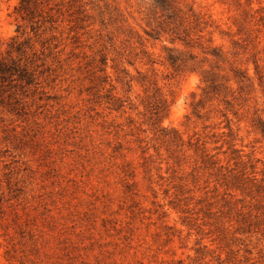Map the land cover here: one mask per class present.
<instances>
[{"label": "rangeland", "instance_id": "rangeland-1", "mask_svg": "<svg viewBox=\"0 0 264 264\" xmlns=\"http://www.w3.org/2000/svg\"><path fill=\"white\" fill-rule=\"evenodd\" d=\"M190 1L228 34L214 35L226 60L194 51L197 69L175 74L167 42L147 40L153 68L121 59L139 52L130 28L147 38L140 0H45L39 91L0 103V264H264V0ZM19 2L0 0L4 41ZM122 68L133 107L116 110ZM135 69L171 104L163 133L143 118ZM203 70L229 90L206 96Z\"/></svg>", "mask_w": 264, "mask_h": 264}, {"label": "trees", "instance_id": "trees-1", "mask_svg": "<svg viewBox=\"0 0 264 264\" xmlns=\"http://www.w3.org/2000/svg\"><path fill=\"white\" fill-rule=\"evenodd\" d=\"M111 1L116 2V0ZM247 2V6H251V0ZM46 3L45 0H20L13 12L17 22L16 34L7 41L0 38V103L2 105L18 104L19 97L33 95L39 91L38 81L42 73L41 68L45 66V51L49 47L47 42H43L39 51L36 47L39 41H35V38H41L44 31L52 30L54 26L52 9L47 10ZM137 13L140 16V28L147 38L138 32H133L131 28L128 30V39L125 41L130 42L136 37L139 44V52L133 54L134 50L130 47L120 54L121 59H126L130 66H134L137 60L152 68L155 66L153 54L146 47L147 40L167 42L171 45V47L164 45L167 53L164 65L169 66L175 74L187 69H197L198 57L194 51H200L205 56V61H208V58L223 62L226 60L223 48L214 44V35L218 33L224 37L228 34L220 30L212 15L199 9L192 1L140 0ZM46 24H50L51 28L46 29ZM238 28V35H241L245 29L243 23ZM237 44L236 41L233 42V45ZM135 71L146 94L142 103L143 118L157 132L163 133L167 129L162 123L169 115L171 104L158 87L153 74L148 75L138 69ZM152 71L154 72V69ZM231 71L239 84L249 80L245 72L237 66L232 65ZM120 73L123 75L120 82L127 87L125 90L127 96L113 98V106L116 110L132 105L129 95L132 92L134 77L127 68H122ZM201 77L206 96L222 87L229 90V87H225L223 83H218L221 77L213 70L201 71ZM230 81L225 79L226 83ZM191 106L193 115L199 117L202 103L193 102Z\"/></svg>", "mask_w": 264, "mask_h": 264}]
</instances>
